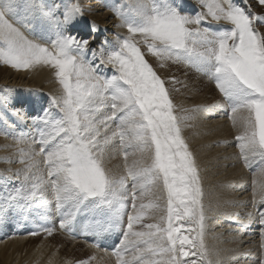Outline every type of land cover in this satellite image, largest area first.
I'll use <instances>...</instances> for the list:
<instances>
[{"label": "snow or ice", "instance_id": "1", "mask_svg": "<svg viewBox=\"0 0 264 264\" xmlns=\"http://www.w3.org/2000/svg\"><path fill=\"white\" fill-rule=\"evenodd\" d=\"M22 3L26 17L39 8L35 0H0V62L17 69L50 66L62 87V95L52 98L60 117L51 118L45 109L37 118L46 126L40 153L45 156L49 179L33 171L37 162L29 156L21 186L7 196L0 195V212L13 203L21 208L36 200L47 203L45 193L51 187L63 217L61 228L72 225L76 215L87 210L103 218L95 224L103 229L105 223L123 219L129 178L134 189L139 182L142 194L159 181L167 197V216L160 218L166 223L144 224L145 209L159 204L141 203L127 217V231L114 253L117 264H186L182 258L190 256H199L200 264H212L204 243L203 189L197 162L182 136L165 82L139 45L143 43L161 66L165 61L185 62L209 72L234 118L246 114L240 117L244 131L237 137L241 153L258 152L264 157V12L253 11L248 0H243V6L233 0H200L206 11L194 15L182 12L185 0H137L130 14L117 9L129 35L113 50H106L105 41L97 51L90 49L88 39L65 34L83 15L79 3H66L60 16L56 15L58 4L45 6L44 15L57 28L50 47L29 39L13 22ZM256 4L264 9V0ZM208 17L217 23L208 22ZM205 23L208 26H202ZM86 27L93 33L98 30L95 22ZM89 51L92 57L85 59ZM97 58L100 65H112L115 74L99 75L100 65L94 66ZM106 106L111 114L102 116ZM112 121L119 125L108 135ZM117 138L125 162L129 148L146 155L143 161L126 163V176L113 177L104 166V152ZM258 189L260 198L253 203L264 204V183ZM132 199L136 209L135 191ZM260 215L264 224V213ZM186 223L195 224L187 228L195 236L183 234ZM136 224L146 230H135ZM43 230L51 235L52 229ZM129 251L132 254L125 259Z\"/></svg>", "mask_w": 264, "mask_h": 264}, {"label": "bare ground", "instance_id": "2", "mask_svg": "<svg viewBox=\"0 0 264 264\" xmlns=\"http://www.w3.org/2000/svg\"><path fill=\"white\" fill-rule=\"evenodd\" d=\"M136 2L137 0H35L39 8L34 14L26 17L22 3L19 15L13 18V22L17 23L29 39L50 47L51 41L56 38L57 28L54 21L44 15L47 11L45 6L58 4L60 7L56 15L60 16L66 3H79L83 15L65 34L88 39L90 49L97 51L107 41L106 50L111 51L118 45L119 40L129 35L126 24L117 14V9L130 14V6H134ZM233 2L243 6V0ZM248 3L253 11L264 12V9L258 7L256 0H248ZM198 10L206 11L200 0H185L182 12L192 15ZM210 18H207L208 22L215 25L217 22H212ZM90 22L97 25L96 33L90 32L86 27ZM219 24L224 25L226 22L221 21ZM202 26L206 27L208 24ZM99 32L100 38L97 39L96 34ZM136 40L139 42L141 37L137 35ZM139 46L145 53V58L152 62L165 82L175 106L174 112L179 120L182 136L197 162L203 189L204 243L208 252L207 259L212 261V264L217 261H220V264H257L261 259L264 262V251H260L262 246L264 248V225L258 230L254 228V225L260 224L258 221L261 222L260 213H264V204L253 203L254 199L258 201L260 198L258 185L264 183V157L258 152L242 154L240 151L237 137L244 131L240 117L246 114L240 113L234 118L231 110L226 112L222 109L219 111L222 113L221 117L217 108H213V103H216L214 100L219 95L215 91V85L204 81L203 77L195 76L196 73H193L194 70L188 63L165 61L161 66L162 62L149 54L143 43ZM91 57L92 53L89 51L85 59ZM98 61L97 58L94 66ZM111 69L114 68L109 65L107 74L111 73ZM209 93L213 95L210 96ZM61 95L62 87L50 66L38 65L17 69L0 62V195L7 196L21 186L26 165L31 160L37 162L33 171L45 180L49 179L48 168L44 163L45 156L40 153L43 147L40 143L41 132L46 130V126L37 118L44 115L43 112V115L38 116L44 108L49 110L51 118L59 119L60 110L52 105V98ZM41 98L43 101L40 103ZM28 103L32 106L24 107ZM111 111L109 106L104 107L101 110L102 116L110 115ZM28 113L33 114V118H29L31 115ZM118 125L119 121L110 122L107 134L111 135ZM104 132L105 129L101 127V133ZM123 151L118 138L105 148L104 166L113 177L126 176V163L132 165L134 161H143L146 155L135 148H129L125 162ZM133 183L129 178L126 192L127 195L131 189L136 194L137 208H133L131 214L138 210L141 203L155 202L159 207L145 209L143 223H166V220L160 219L161 216H167V197L162 183L157 181L150 185L143 194L138 187L139 182H136L135 189ZM45 195L47 203L40 200L31 202L35 208L27 209L29 206H26L19 210L16 207L0 212V264H117L115 251L74 239L63 234L61 230L64 229L61 227L53 228L51 235L47 232L31 231L16 233L12 225L18 219L21 220V215L26 212L24 216L28 223L40 217L52 222L51 204L56 208V202L51 187L47 188ZM59 214L60 212L58 217ZM128 215L130 214L125 207L123 218L126 222ZM174 223L177 222L174 220ZM138 226L139 229L136 230H146L140 224ZM188 227L196 226L186 223L183 234L195 236L194 231H187ZM249 231L252 233L249 234ZM120 245L121 243L119 247ZM131 254L129 251L125 259ZM182 259L186 264H192V260L200 264L199 256Z\"/></svg>", "mask_w": 264, "mask_h": 264}, {"label": "rangeland", "instance_id": "3", "mask_svg": "<svg viewBox=\"0 0 264 264\" xmlns=\"http://www.w3.org/2000/svg\"><path fill=\"white\" fill-rule=\"evenodd\" d=\"M199 11V10H198ZM197 12V11H196ZM195 12V13H196ZM183 13H185V12H183ZM194 13V14H195ZM186 14H188V13H186ZM194 14H192V15H194ZM211 19V18H210ZM94 33H96V32H94ZM91 34V33H90ZM88 36H89V34H88ZM96 38L98 39V38H100V32L99 33H97L96 34ZM147 59V58H146ZM147 60H149V59H147ZM148 62H150V64L152 65V67L154 66L153 64H152V62L149 60ZM171 62H173V61H171ZM97 65H100V60L97 62ZM100 66H102V68L101 69H99V72H98V74L99 75H102V76H104L105 75V77H110L111 75H113V74H115V69H111V73L109 72V74H107V68L109 67V65H100ZM189 66L194 70V72L193 73H196V75L195 76H197L198 78H204V81L205 80H207L212 86H214V88H215V91L217 92V94H219L218 95V97H217V101L216 100H214V102H216V103H213V108H217V112L220 114V116L222 117V113L221 112H219L220 110L222 111V109H225L226 110V112L228 111V112H230V110H231V107L228 105V103L227 102H225L226 100L224 99V97H223V95L219 92V90H218V88L216 87V81H215V79H213V77L211 76V74L209 73V72H207V71H204V70H200V69H198L197 67H194V66H192V65H190L189 64ZM105 67V68H104ZM154 68V67H153ZM199 71H198V70ZM154 70L156 71V69L154 68ZM105 71H106V73H105ZM157 72V71H156ZM178 72H180V71H178ZM102 73V74H101ZM157 74H158V72H157ZM159 75V74H158ZM160 76V75H159ZM161 77V76H160ZM161 79H162V77H161ZM163 80V79H162ZM189 80V79H188ZM192 80H194V81H196L195 79H192ZM190 81V80H189ZM166 86V85H165ZM209 95L210 96H212L213 94L212 93H209ZM42 99V98H41ZM40 99V103H41V101H43V99L41 100ZM219 99V100H218ZM32 106V104L31 103H28V104H25L24 105V107H28V106ZM39 105H41V104H39ZM18 107V106H17ZM38 111H39V109H37ZM44 108L42 109V113H40V114H38V116H41V115H43V112H44ZM25 113V112H24ZM27 113V112H26ZM29 115H31V116H29V118H33V114H31V113H28ZM189 120V119H188ZM6 127H8V125H6ZM132 193H133V191L131 190V189H129V191H128V194H127V201H126V207H127V209H128V213L129 214H131V210L133 209V207H132V204H133V199H132ZM136 195V194H135ZM16 207H17V209H19V210H21V209H24L25 207H23V208H21V207H19L18 205H16L15 203H13L12 205H8V206H6L5 207V210H8V209H10V208H14V209H16ZM38 207H40V208H42L41 206H38ZM29 208H35V206L33 205V204H31L27 209H29ZM51 208H52V212H53V215H52V222L54 221H56V223H57V220H58V213H59V211L55 208V205H52L51 204ZM43 209V208H42ZM50 219H51V217H49ZM258 223H260V224H257V225H254V228H256V230H258V229H260V228H262L263 227V225L264 224H262L260 221H258ZM54 228H56V226L54 227ZM47 229H53V228H47ZM136 229H139V226H138V224L136 225V227H135V230ZM25 232H27V231H23V232H21V233H19V234H23V233H25ZM41 232H46V231H44V230H41L39 233H41ZM61 232L63 233V234H65V235H69V234H67L66 232H64V230H61ZM249 234H251L252 233V231H249L248 232ZM13 235H15V234H13ZM7 237V236H6ZM74 238V237H73ZM72 239V238H71ZM74 239H76V238H74ZM79 240V239H78ZM83 244H84V242H82ZM119 247V246H118ZM262 249H263V251H264V248H263V246L261 247V249H260V251H262ZM127 253H129V252H127ZM127 253H125V256H126V254ZM257 261V260H256ZM261 262H262V264H264V262H263V260L261 259L260 261L258 260L257 261V264H261Z\"/></svg>", "mask_w": 264, "mask_h": 264}]
</instances>
